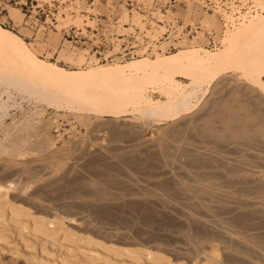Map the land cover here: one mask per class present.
Returning a JSON list of instances; mask_svg holds the SVG:
<instances>
[{"label":"rangeland","instance_id":"374dc122","mask_svg":"<svg viewBox=\"0 0 264 264\" xmlns=\"http://www.w3.org/2000/svg\"><path fill=\"white\" fill-rule=\"evenodd\" d=\"M70 1L61 12L76 20L61 19L57 31L31 30L17 4L0 7V25L73 69L71 53L93 55L62 40L60 28L83 27L81 9L89 11ZM1 80L0 186L11 200L61 217L80 238L149 249L171 264H264V99L240 74L221 76L192 113L164 123L87 115L69 100L48 105ZM60 242L45 248L53 257L34 243L24 257L10 239L0 264H56Z\"/></svg>","mask_w":264,"mask_h":264},{"label":"bare ground","instance_id":"6f19581e","mask_svg":"<svg viewBox=\"0 0 264 264\" xmlns=\"http://www.w3.org/2000/svg\"><path fill=\"white\" fill-rule=\"evenodd\" d=\"M135 1L137 5H143L145 12L149 6H153L151 0ZM204 1L208 0H198L197 5L184 3L187 8L178 4L164 13L156 8L149 11L153 18L151 20L136 8L128 11L121 6L119 23L137 27L149 41H157L167 32L166 23L173 21L177 14L183 17L185 25L199 22L201 31L196 33L197 38L193 41L175 45L173 50L165 48L168 43L161 42L151 53L144 52V47L137 57L123 63L98 64L93 61L94 58L85 57L88 53L85 50L76 55L71 53L65 58L74 66L73 69L40 58L30 43L0 25V81L3 79L6 85L14 84L18 91L29 98L48 105L69 100L87 115L115 120L139 113L142 115L139 116L157 122L175 121L192 113L211 86L229 72L240 74L264 99V0H215L216 8L211 14L201 13L200 19L197 18L199 13L207 6ZM91 6L88 8L95 11L93 15L109 13L105 0H92ZM89 11L87 9L86 13ZM67 15L62 19L69 21ZM79 18L76 25L82 22L83 26L94 25L95 20L88 16L83 17L85 21L83 19L82 22V17ZM72 20L69 22H74L76 18ZM117 29V34L125 32L121 26ZM202 31L212 34L214 47L208 49L203 45ZM113 47L117 51L116 44ZM158 47L160 51H157ZM50 54L47 53L46 57H50ZM149 92L158 93L159 97L154 98ZM1 94L0 120L7 116V106ZM5 97L10 98L8 95ZM58 236L61 242L56 264H171L168 257L156 251L119 247L86 236L80 238L66 228L61 217L35 214L30 208L11 200L8 188L0 186L1 250L9 251V240L15 239L27 250L28 253H23L24 257L33 255L30 252L31 249L35 250L30 247L33 243L40 249V256L53 257L54 252L48 254L45 248L56 246ZM37 264L44 263L38 261ZM192 264L211 263L195 261Z\"/></svg>","mask_w":264,"mask_h":264},{"label":"built area","instance_id":"2783aa9c","mask_svg":"<svg viewBox=\"0 0 264 264\" xmlns=\"http://www.w3.org/2000/svg\"><path fill=\"white\" fill-rule=\"evenodd\" d=\"M105 1L108 3V14L93 15L81 9V14L87 15L92 21L95 20L92 27L88 25L75 27V25L69 24L60 28L63 41H66L71 48L88 49L89 52L92 53L96 63L112 62L113 60H128L137 57L144 47L146 48L144 52L151 53L152 49L161 42L168 43V46H165V48L173 50L175 45L179 46L181 45L180 43L184 41L186 43L193 41L194 38H197L196 33L201 31L199 22L192 23L193 25H185L182 19L183 17L177 14L174 15L173 21L166 23L165 28L167 32L158 37L157 41H149L144 32L139 31L137 27L129 25L128 23H119L120 16H118L121 6H124L128 11L136 8L141 14H145L147 19L149 18L151 20L153 19L149 14L151 10L158 8L159 12L164 13L166 9L178 4L183 5L184 8H187L184 3L187 5L188 2L197 5L195 3H197L198 0H188L186 2L185 0H151L153 6H149L147 12H145L143 5H137L135 0ZM71 2L73 1H70V3ZM204 2L207 6L202 8L199 17L195 15L197 18L201 19L203 12L211 14L213 9L216 8L215 0ZM68 3L69 0H0V7L3 5L17 4L20 11L23 13L24 24L35 32L45 33L48 31H57L59 20L65 16V12H61V10H64ZM79 4L85 7L91 6L92 0H81ZM67 13L69 15L73 14L69 9ZM146 24L148 28L149 24L147 20ZM119 26H121V30H125V32L117 34L116 31ZM177 28L180 30L177 31ZM202 33L205 42L203 45L208 49L214 47L212 34L207 31H202ZM112 38L113 42L111 41ZM115 44L117 46V51H115L113 47ZM157 51H160L159 47Z\"/></svg>","mask_w":264,"mask_h":264}]
</instances>
